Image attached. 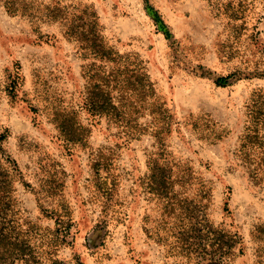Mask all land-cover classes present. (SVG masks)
<instances>
[{"label": "rangeland", "instance_id": "rangeland-1", "mask_svg": "<svg viewBox=\"0 0 264 264\" xmlns=\"http://www.w3.org/2000/svg\"><path fill=\"white\" fill-rule=\"evenodd\" d=\"M147 5L171 38L159 31ZM86 6L97 12L111 45L140 55L158 93L173 107L181 125L169 138L170 151L211 188L203 201L211 223L242 237L243 253L230 264H264V239L253 238L264 224V160L259 155L250 165L240 150L253 94L264 92V0H0V131L9 130L5 148L43 193L41 207L35 191L19 188L28 215L48 227L55 222L41 208L73 219L72 244L61 252L66 264H188L144 232V217L155 214L139 181L154 150L152 136L127 144L84 109V61L79 43L66 36L65 19ZM239 71L246 76L227 86L217 83ZM17 76L13 98L8 86ZM67 112L91 129L89 148L69 144ZM186 120L209 123L221 138L207 140L204 126L192 130ZM100 150L113 154L118 183L112 210L118 213L98 231L104 204L91 165ZM188 193L193 198L195 188Z\"/></svg>", "mask_w": 264, "mask_h": 264}, {"label": "trees", "instance_id": "trees-1", "mask_svg": "<svg viewBox=\"0 0 264 264\" xmlns=\"http://www.w3.org/2000/svg\"><path fill=\"white\" fill-rule=\"evenodd\" d=\"M12 3L6 4L8 11L15 14ZM146 9L159 31L171 38L159 13L149 5ZM71 12V15L66 14V36L79 43V55L84 61V109L90 119L105 120L109 129H116L127 144L145 135L154 139V150L146 160L147 172L139 179L147 202L155 206L154 216L148 213L143 219L147 237L160 246L170 247V253L177 252L188 264H230L237 252L243 253L242 237L211 223L203 204L211 188L170 151L169 138L179 130L176 127L181 123L173 107L158 93L144 61L137 53H121L108 42L94 8L86 6ZM244 76L246 74L239 71L220 77L217 83L227 86L230 79ZM19 81L21 77L17 76L8 86L13 98ZM253 96L254 104L240 138L243 161L247 160L250 165L257 164L259 155L260 160H264V92L258 90ZM146 117L150 120L143 123ZM184 125L192 130L204 126L207 140L221 138L211 130L209 123L202 126L199 121L186 120ZM90 133L91 129L78 123L74 112L66 113V139L71 146L89 148ZM9 137L8 129L0 131V264H66L61 252L72 244L73 219L66 217L65 211L41 208L43 193L34 189L18 161L5 148ZM92 156L91 168L104 204L103 220L96 227L99 231L107 228L109 216L117 212L112 206L116 203L118 178L113 173L116 171L110 158L113 154L109 156L100 150ZM257 168L258 165L254 173ZM191 186L195 188L193 198L188 193ZM20 187L36 192L44 217L54 220V227L43 226L28 215L19 197ZM225 211L229 212L228 201ZM253 238L264 239V224L256 226Z\"/></svg>", "mask_w": 264, "mask_h": 264}]
</instances>
